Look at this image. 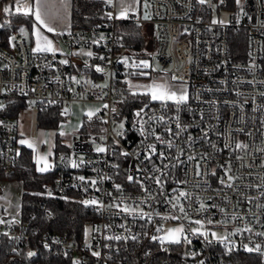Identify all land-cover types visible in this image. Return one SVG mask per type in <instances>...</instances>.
Wrapping results in <instances>:
<instances>
[{"label":"built area","instance_id":"2783aa9c","mask_svg":"<svg viewBox=\"0 0 264 264\" xmlns=\"http://www.w3.org/2000/svg\"><path fill=\"white\" fill-rule=\"evenodd\" d=\"M141 1L147 3V21L141 10L117 18L114 5L106 2L113 14L110 24L97 34L80 29L62 34L65 53L34 52L20 28L5 34L0 27V179H8L16 167L22 147L17 114L27 105L37 111L56 108L62 117L57 131L65 134L70 106L96 103L97 112L86 119L100 128L79 131L69 141L61 138L70 148L55 151L58 171L42 191L49 197L74 193L82 201L96 200L88 204L96 217L86 225L89 234L77 239L19 218L0 223V238L71 255L74 264H239L235 253L249 256L242 264H264V236L258 235L264 232V0H243V12L234 10L223 23L214 22L209 3L200 8L197 0ZM116 21L151 25L159 64L153 69L186 83L183 104L150 99L132 116L123 113L128 62L121 60L126 47L114 29ZM18 104L24 107L17 111ZM96 145L106 151L97 152ZM180 192L188 196L177 201ZM125 206L136 211L124 212ZM180 226L191 244L152 239ZM210 228L224 235L213 236ZM245 245H260L261 251L249 252Z\"/></svg>","mask_w":264,"mask_h":264},{"label":"trees","instance_id":"16d2710c","mask_svg":"<svg viewBox=\"0 0 264 264\" xmlns=\"http://www.w3.org/2000/svg\"><path fill=\"white\" fill-rule=\"evenodd\" d=\"M105 5V0H71V29H80L90 34H97L104 30L111 20L107 15L109 11ZM10 22L14 24L2 23V25H5L2 27L5 34L12 27L18 26L17 22L24 25L30 32L32 16L15 13L10 16ZM141 28L142 25L133 22H114V29L121 37V41L128 52L129 64L127 69L129 76L136 75L135 70H138L135 69L132 63V52L142 54L147 46L154 47L153 32L149 36L150 42L146 43ZM122 85L125 86L124 81H122ZM149 100L147 94L130 95L127 92L122 104V111L130 117L134 109L143 106ZM23 107L24 105L18 104L15 109L18 111ZM60 119L62 117L58 114L56 108L37 111L39 127L55 128ZM95 126L97 124L92 119L84 118L80 132H100V128H95ZM67 149L68 147L61 143V138L57 135L54 151H65ZM57 171V166L45 172L37 171L32 151L25 146L21 147L16 167L8 178L22 182L20 218L31 226H38L40 229H48L80 239L84 235L86 225L96 219L95 214L90 205L82 203L83 201L74 193L67 198H55L42 194L44 185L53 182ZM47 212H51V215L46 216ZM29 252H33L34 255L29 257ZM233 256L235 263L239 264L249 258L248 255L242 253H235ZM0 264H74V261L71 255H53L46 249L36 245V243L14 245L8 243L5 238H0Z\"/></svg>","mask_w":264,"mask_h":264},{"label":"rangeland","instance_id":"374dc122","mask_svg":"<svg viewBox=\"0 0 264 264\" xmlns=\"http://www.w3.org/2000/svg\"><path fill=\"white\" fill-rule=\"evenodd\" d=\"M231 3H232V8H233L232 11L234 10L241 11L240 10L241 6L237 5L235 3V0H232ZM119 4H120V1H119ZM198 4L200 8H202L203 4H200L199 2ZM14 5H15V0H0V24L2 23L14 24L10 22V16L16 13ZM111 5L113 6V4ZM241 5H243V0H241ZM5 7H9L11 11L8 13H5L3 11ZM118 7H120V5ZM232 11L227 12L225 10H219L218 12L217 10H215V12L211 14V17L215 21H226L232 18V15L234 14V12ZM129 13H140V6L136 7L134 11L129 12ZM17 24L20 29H24L23 33L26 34L29 40L36 37L35 34L34 35L32 34L31 36L29 30L24 25L18 22ZM140 25H142L141 29L146 39V43H149L150 42L149 36L151 35L152 27L148 23L140 24ZM101 36L103 35L100 34V37ZM60 39H61V36L57 38L58 43L55 45L54 48L56 50H61L63 52H69V49L66 48L64 44H62V41ZM154 50L155 49L153 46L152 48L147 46V48L144 49L142 54H137V53L132 52L133 57L131 58V60H132V63L134 64L135 69H138V70H135V72L137 73L136 75L133 74V76H129V75L125 76L124 84L127 89V92L130 95L131 94L133 95V93L147 94L149 95V98L151 99L150 88L148 86L152 85L153 83L169 85L170 87L173 88V90L177 91L178 95H179L180 90L187 92L186 83L180 80H173L167 75H165L164 73H161L153 69V66L159 69V64L154 59V53H155ZM125 57L128 58L127 62L129 64L128 52L127 50L123 49L121 53V60L124 61ZM141 60L149 61L151 67L149 68H143L142 66L138 67L137 65H139V62ZM142 72L147 73V74L141 75L140 73ZM145 106L146 105L144 104L142 107H145ZM97 107H98L97 105H95V108L92 107L91 105L89 106H85L84 104L74 105V109L78 108L79 113L82 109L83 113H88L89 111L91 112L95 111L94 112L95 114L98 110ZM17 120H18V124H20L19 131H21L22 133L21 135H23L28 140V143L33 145L35 152L38 154L39 160L41 159L42 161H44V163H46L47 155L50 153H53L54 140H53V135H52L51 130H49L48 128L39 127L37 123V108L31 105H27L25 108L21 109L18 112ZM80 122H81V115L79 114L74 115V113H72V119L70 120V122L66 123L67 131L65 135H61V137L65 141H69L74 135H77ZM68 148H70L69 143H68ZM44 163L43 165H45ZM12 181L13 180H8V179L0 180V209H3L4 213L9 214L7 218L3 219L5 223L11 221L10 219L11 214L17 215L18 209H19V203H20V195L22 192V188L19 185V183H15ZM208 230L212 231V233H216L215 236L224 235V231L219 230V229L210 228ZM89 232H90V228L87 226L85 230V235L87 236Z\"/></svg>","mask_w":264,"mask_h":264},{"label":"snow or ice","instance_id":"6c2138e0","mask_svg":"<svg viewBox=\"0 0 264 264\" xmlns=\"http://www.w3.org/2000/svg\"><path fill=\"white\" fill-rule=\"evenodd\" d=\"M106 2L108 4H113L114 3V0H106ZM140 2V0H132L131 3H128L127 0H120V10H119V15L117 18H124L127 16V14L130 12V11H134L135 10V5H138ZM198 2L200 4H205V3H211V0H198ZM219 2L221 4L224 3V0H219ZM68 3H69V0H51V2H49V0H15V12L16 13H21L25 16H32L34 17L35 19V22L38 24V25H42L44 28L47 29L48 32H56V28L53 27L51 24H49L47 22V20L45 19V15L49 12V11H52V10H55V16H59V11L60 9H63V10H66L67 7H68ZM235 3L237 5H240L241 8V12H243V7L241 5V0H235ZM145 7H147V3H145ZM214 7V6H213ZM23 10V11H22ZM3 11L5 13H8L11 11V9L9 7H5L3 9ZM246 14V13H245ZM108 17L111 19L113 18V14L111 12H109L108 14ZM148 15L146 14L145 15V19H148ZM216 22V21H214ZM220 23H223V21H219ZM5 25H2L0 24V27H4ZM21 32H24V29H21ZM62 34V33H61ZM35 35H36V47L33 49L34 52H41V51H44V52H48V51H51V52H55L56 49L53 47V44H52V41L45 35H43L40 31V28L39 27H36L35 28ZM11 40H15L16 37H11L10 38ZM101 39H103V36H101ZM95 42V41H94ZM86 55L88 56H92L93 53L92 52H87ZM100 59H104V57H100ZM127 57L124 58V62H127ZM60 63L62 64H67L68 61L67 60H63V61H60ZM138 67L139 66H142L143 68H149L151 67L149 61L147 60H141L139 62V65H137ZM97 71H103L102 68H99L97 67L96 69ZM141 75H146L147 73H140ZM172 79H177V77H172ZM150 88V96H151V99L154 100V101H161L163 103H167L168 101H173L176 105H180V104H183L187 99V93L183 90H180L179 92V95L177 94V91L176 90H173L172 87H170L169 85H166V84H158V83H153L152 85L148 86ZM133 95H135V93H133ZM0 107H3L2 105H0ZM105 108L108 107V105H104ZM113 111L115 112L116 110L113 109ZM143 111V109H141L140 111H137L135 113V115L137 117H139L141 115V112ZM88 117L91 118L94 113L89 111L87 113ZM160 120H163L164 118L163 117H160L159 118ZM124 125L123 123L120 124V128L123 129ZM141 131V134L144 133V129L141 128L140 129ZM168 131H171V129H168ZM122 134V133H121ZM156 139H160V137H156ZM20 144H25L27 143L26 141L24 140H21L19 141ZM28 147H33L32 144H28ZM153 153L155 152V146H150ZM237 148H245L247 147L246 145H243V144H237L236 145ZM96 151L97 152H105L106 149L97 145L96 147ZM17 155H19V152H17ZM123 155L127 156L128 153H123ZM192 157H189V159H191ZM150 159V157H149ZM72 166L73 167H77V164L75 162L72 163ZM48 167L49 165L47 163H45V166L44 167H41L39 168L38 170L41 171V172H44V171H47L48 170ZM215 173H213L214 175ZM80 180H84V177H80L79 178ZM130 181L133 180V177H129L128 178ZM233 177L232 176H229L228 177V180H232ZM95 183V182H93ZM156 183H160V180L159 178L157 177L156 178ZM221 183H224L223 180H221ZM231 186V185H229ZM117 189L120 188L119 185H116ZM145 191H147V189H145ZM51 194V193H49ZM188 196V193L186 192H180L179 193V196L177 197V201L179 200V197H187ZM82 203H84L85 205H88V204H96L97 201L96 200H84ZM177 205H173V207H176ZM109 207H111V205H109ZM117 208L120 207L119 204L116 205ZM201 207L203 208L204 205L202 204ZM122 211L124 212H135L136 209L135 208H132L130 209L128 206H125L123 209H121ZM179 210L181 212L184 211V208L182 205L179 206ZM142 211V210H141ZM147 215V214H145ZM172 219H179V217H172ZM4 221L2 219H0V223H3ZM196 224H201V221L200 220H196L195 221ZM209 223H211V221H209ZM247 231H251V229H246ZM157 231H160V229H157ZM191 231L193 233H198L199 235H202L205 237V239L207 238V233L206 232H200L199 229H191ZM213 236L216 235V233H212ZM233 235H235V233H233ZM258 235L260 236H264V232H261V233H258ZM116 239H120V237H116ZM133 239H135V237H133ZM153 240H160L161 243H164L165 241L169 242V243H175V244H180L182 242V240L184 242H187L188 244H191L192 241L188 239V237L185 235V229L183 226H180V227H177V228H173V229H169L167 231V234L164 236V237H157V236H153L152 237ZM222 239H227V237H224ZM227 247V245H226ZM245 248L247 251L251 252V251H261V247L260 245H257L255 248H248L246 245H245ZM229 251H231V248H229ZM34 253L33 252H29L28 253V256L31 257L33 256ZM93 255L94 256H99V252H93ZM192 255H196V253H192ZM75 264H79V261H76ZM200 264H203V261L200 262Z\"/></svg>","mask_w":264,"mask_h":264},{"label":"crops","instance_id":"0c3cea01","mask_svg":"<svg viewBox=\"0 0 264 264\" xmlns=\"http://www.w3.org/2000/svg\"><path fill=\"white\" fill-rule=\"evenodd\" d=\"M119 1H120V0H114V3H113V5H114V10H115V13H116L117 16L119 15V10H120V7H118V6L120 5V4H119ZM231 1H232V0H224V3H223V4H221V3L219 2V0H213V1H211L210 4H211V6H212V14L215 12V10H217L218 12H219V10H225V11H227V12H231L232 9H233V8H232V3H231ZM49 2H51V0H49ZM57 2H58V0H57ZM127 2H128V3H131L132 0H127ZM140 3H141V0H140V2H139L138 5H135V9H136V7H139V6H140ZM207 4H208V3H205V4H203L202 6L205 7ZM213 6H214V7H213ZM70 9H71V0H69L68 7H67L66 10L60 9V11H59V16H58V17L55 16V10L49 11V12L45 15V19L47 20V22H48L49 24H51L53 27L56 28V32H48L47 29L44 28L42 25H38V24L35 22L34 17H32V25H31V29H30V35H31V36H32V34L34 35V34H35V28H36V27H39L41 33H42L43 35L47 36V37L52 41L53 47H55V45L58 43L57 38L60 37V36H62V34L68 32L69 30H71V23H70ZM130 12H132V11H130ZM232 12H233V11H232ZM226 21H227V20H226ZM16 27H18V26H16ZM18 28H19V27H18ZM61 33H62V34H61ZM24 34H25V33H24ZM25 36H26V34H25ZM26 37H27V36H26ZM27 38H28V37H27ZM28 40H29V39H28ZM60 40L62 41V39H60ZM29 41H30V43H31L32 48L34 49V48L36 47V37L33 38V39H31V40H29ZM62 44H63V42H62ZM82 51H83V52H82ZM56 52L63 53V51H61V50H56ZM74 52H77V53H79V52L87 53L88 50H86V49H80V50L76 49V50H74ZM64 53H65V52H64ZM78 104H84L85 106H89V105H91V106L94 107V108H95V105H97V106H98L97 108H99V105L96 104V103H91V102H76V103H73V104L70 106V107H71V108H70V109H71V113H74V115H76V114L81 115V122H80V125H79V128H78V132H79L80 129H81V126H82L83 119H84V118H88V115H87V113H83L82 109H81L80 113H79V109H78V108H77V109H76V108L74 109V105H78ZM93 105H94V106H93ZM97 108H96V109H97ZM73 109H74L75 111H74ZM96 109H95V110H96ZM94 112H95V111H94ZM94 112H93V113H94ZM71 119H72V117H71ZM68 122H70V120H69ZM68 122H67V123H68ZM19 126H20V124H19ZM48 129L52 131L53 140H54V144H53V153L48 154V155H47V159H46V163L49 165L48 170H50V169L53 167L54 162H55V159H54V153H55V151H54L55 139H56L57 135L60 136V138H62L61 135H65V134H59V132L57 131V126H56L55 128H48ZM19 132H20V141H21V140H24V141L27 142V143H25V144H22V146H25V147L29 148V149L32 151V153H33V160H34V162H35L36 170L39 171V170H38L39 168L45 166V165H43L44 161H42L41 159L39 160L38 154L35 152V149H34L33 147H31V148L28 147V144H29V143H28V140H27L23 135H21V134H22L21 131H19ZM44 164H45V163H44ZM39 172H41V171H39ZM44 172H45V171H44ZM0 180H4V179H0ZM8 180H13L12 182L19 183V185H20L21 188H22V182H21L20 180H17V179H8ZM22 191H23V188H22ZM21 194H22V192H21ZM20 200H21V195H20ZM8 215H9V214L4 213L3 209H0V219L3 220L4 218H7ZM10 216H11V217H10L11 220H17V219L20 218V203H19V209H18V213H17V215L11 214Z\"/></svg>","mask_w":264,"mask_h":264},{"label":"water","instance_id":"95a60500","mask_svg":"<svg viewBox=\"0 0 264 264\" xmlns=\"http://www.w3.org/2000/svg\"><path fill=\"white\" fill-rule=\"evenodd\" d=\"M140 10H141V18L147 21L149 18L145 19V15L147 14L148 17H150V16H149L148 8L145 7L144 1H141V3H140Z\"/></svg>","mask_w":264,"mask_h":264}]
</instances>
